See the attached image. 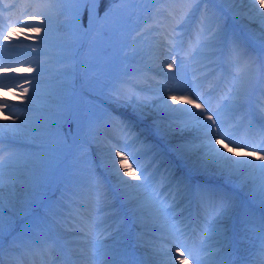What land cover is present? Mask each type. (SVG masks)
Masks as SVG:
<instances>
[{
    "label": "rangeland",
    "instance_id": "rangeland-1",
    "mask_svg": "<svg viewBox=\"0 0 264 264\" xmlns=\"http://www.w3.org/2000/svg\"><path fill=\"white\" fill-rule=\"evenodd\" d=\"M14 1L20 2L23 0ZM32 1L37 12L31 15L27 13L22 16V20L27 21L30 18L50 20L48 26L44 25L51 30L47 36L43 32H35V36L26 34L28 26L14 25L10 27L14 32H11L9 28H5L3 31L1 25L6 22L8 15H11L10 11H13L15 4L11 0H0V56L7 66L2 67L8 73L3 72L0 77V139L4 141L1 149L9 146V138L13 136L4 126L19 125L24 117H28L31 123L25 126V132L15 134V142L16 140L27 141V136L36 139V144L33 147L15 143L17 147L22 148L21 151L14 153L9 158L10 161L0 167L1 177L2 173L5 174V171H12L9 169L12 163H17L18 165H15V168L25 169L30 174L29 180L35 187L31 190L27 205L20 211L11 213L4 210L7 209L6 205L3 206L0 248L3 249V254H5L7 243L24 241L25 237L31 236L30 231L33 225L43 226L45 223L42 224L40 213H36L40 209L45 214V222L50 223L55 230L61 232L65 239L72 242V251L74 252L73 247H75L78 256L82 254L77 246L78 244L83 245L88 254L92 252L90 244L96 242L97 239L102 241L103 244L108 243L111 245L112 243L114 248L121 247L122 249L128 244L129 234L127 235L125 230L121 228V223L115 221L110 224L106 223L112 215L107 213V210H103V202L98 203V210L96 209L92 213L88 212L91 218L83 220L89 228V234L85 239L82 232L72 231L73 229H71L69 223L73 217L64 214L58 208L59 205L62 206H60L61 208H65L63 197L68 193H76V191L85 193L90 188L92 179L98 182L97 175H90V170L97 171V168H99H95L98 162L94 159V156L97 154L103 158L105 174L116 182V192L120 194L125 185L129 188L139 186L135 184V181H127L130 176L124 175L125 169L138 173L139 164L147 163L145 167H148L153 163L158 164L157 161L160 162L159 158L171 162L175 169H178L176 160L179 159L188 169L192 168L198 171L196 173L211 175L212 172L213 175H220L210 167L202 168L197 156H188L175 151L174 146L185 140H196L199 143L198 137L201 134L196 130L192 117L183 112H178L182 110L180 109L181 103L177 100L172 101L169 97L177 96L184 99H193V90L189 92L185 89L189 85L192 86V89H197L205 77L215 70L214 68L221 60L220 47L228 35L229 41L242 42L245 46L243 47L244 52L253 58L264 59V52L258 50V48L261 49L258 22L248 26L251 16L246 20L234 14L232 15L230 11L232 6L251 13L244 0H239L235 5L225 0H110L111 14L100 11L92 36L85 44L87 28L82 26L81 20L84 18L85 8L89 4L86 5L83 0ZM177 1H185L191 4L186 14L187 17L190 15L188 19L184 17L178 23L172 25L178 29L181 28L180 33L184 31L182 33L185 34L184 39L190 37V42L185 47L182 44L184 40L172 43V46L166 48L170 54L161 51L164 53L163 56L156 57L155 48L159 46V41L155 38L153 40V37L155 32H159V23L165 17L161 10L165 7L172 8V3H177ZM263 4L264 0L257 2L255 6L261 8ZM77 9H79V16L76 14ZM232 17L235 22L229 25L228 23ZM39 26L33 25L31 29ZM21 27H24V29L21 30ZM15 28L18 29L15 30ZM52 28H55L56 31L53 32ZM168 28V26L163 27V29L169 31L170 28ZM209 28L212 29V32L219 30L214 40L211 39V33L208 32ZM41 39L44 40V43H41ZM31 40L37 42V44L32 43ZM247 40L252 43H248ZM142 43L143 45L148 43L149 47H152L154 58H151V61L147 63H143L140 58L136 59L134 57L144 47ZM166 43L167 41H165ZM7 45L12 46L15 52H7L5 50ZM232 46L229 59L226 60L229 63L230 71L238 68V71L234 72L237 78L233 87L237 89L242 87L238 91L241 92L242 96L245 94L246 97L251 84L256 79L259 64L249 70V66L240 59L239 50L232 48ZM176 49L178 52L174 51ZM183 49L186 56L180 57L178 53ZM82 50L79 60L77 55ZM11 55L17 57L19 62L12 63L9 60ZM158 60L161 62L157 63ZM177 62H181L182 69L178 74L175 67ZM79 64H81L80 67ZM169 65H172V67H169ZM38 67L42 68L43 73H47L52 79L47 83L41 82L39 93L34 102L29 104L26 96L32 97V85L25 83L23 86L15 87V85H10L9 82L19 80L18 78L22 77H25L24 79L34 78L37 75ZM28 68L33 69V71H26ZM201 69L204 72L209 71L201 78L194 79L193 76L197 77L195 71L199 72ZM91 72L96 73V75H91ZM174 75H178L179 79H169ZM230 82L231 79L228 83ZM150 83L153 90L146 91V87ZM44 87H48V91H45ZM24 88L28 89L27 94L23 92ZM78 88H80L83 98L85 93L89 94L85 98L87 111L83 114L86 121L91 119V122H93H89V132L85 135L86 142L78 145L76 150L72 151L69 149L70 137L68 143L65 144L61 136L45 131V129L57 117L68 116V113L72 112V98ZM234 91L236 89L229 94V97ZM129 97L146 101L151 106L149 109L151 115L146 116L134 103L123 101ZM229 97L218 101L217 105L223 106L229 103ZM162 102H166L164 106L160 104ZM242 104L244 102H241ZM23 109L34 110L23 111ZM171 109L176 112L175 116L180 122L188 125V132L165 130L170 119L174 118L170 116ZM36 116L39 118L37 119L38 123L44 124L43 129L38 128L37 123L32 120ZM110 117L118 120L113 119L110 121ZM156 119H159L160 128L155 126L154 121ZM94 121H98V127L94 126ZM119 121L130 130L133 139L129 141L121 140L122 135L117 134ZM68 125V123L61 120L60 131L65 135L69 133ZM149 138L152 141H164L169 147L167 153L172 156L165 153L164 149H160L161 152L154 153L151 150L152 146L149 145L148 147L146 139ZM142 140H145L146 144L142 143ZM208 143L212 142L208 141ZM217 149H220V147H217ZM221 150L226 155L234 151V158L238 155L237 147L232 149L223 147ZM117 151H121V156L115 155ZM7 160L8 158L0 159V164ZM62 163H67L66 172H68L65 177L59 174V166ZM161 165H158V170L152 171L151 181L154 182L155 179L159 178ZM118 169H120V173ZM181 170L180 168L179 171ZM140 173L141 175L146 174L142 170H140ZM184 179L186 180L185 176ZM102 183L101 191L105 186L104 181ZM173 183L171 178V184ZM187 186V188L183 187L180 192L188 193L189 185ZM92 187L93 191L96 192V185L93 184ZM151 192L154 191L151 190ZM164 193L162 197L158 196L156 198L155 202L158 205L154 204V206L152 202L138 206L132 198H126L134 214V219L140 222L142 231L140 240L144 241L141 248L145 245L146 238H149L148 250L150 253L148 254L150 255L156 254V250L161 247L164 251L167 250L166 245L163 246L162 235H164L163 232L166 227L170 225L168 221L171 216L164 210L166 209L165 204H167L168 210L172 205L168 200L169 194ZM165 195L168 197L164 198ZM180 197L181 195L176 197L174 205L178 203ZM109 206L114 207L115 202L110 201ZM44 207H49L47 212L44 211ZM115 215L117 218L121 217L119 214ZM57 218L60 220L56 221ZM91 220L95 226L100 224L99 229L101 232L97 231V227L92 225ZM115 226L119 228L116 234L108 235L107 232ZM86 231L84 229V232ZM93 231L94 237L90 234ZM144 233H148L149 236L144 235ZM161 256L158 255L159 260H166L165 256L163 258ZM171 261H174V259Z\"/></svg>",
    "mask_w": 264,
    "mask_h": 264
},
{
    "label": "snow or ice",
    "instance_id": "snow-or-ice-1",
    "mask_svg": "<svg viewBox=\"0 0 264 264\" xmlns=\"http://www.w3.org/2000/svg\"><path fill=\"white\" fill-rule=\"evenodd\" d=\"M83 2L87 4H91V7L85 8V16L81 20V24L83 27L87 29H91L92 20L99 18L100 11H105L107 14L110 13V0H83ZM227 2L235 5L239 2V0H227ZM234 15L241 17L242 19H249L251 13L246 12L242 8L233 7L230 10ZM77 16H79V9L76 10ZM190 16V15H189ZM188 16V17H189ZM188 17L186 19H188ZM261 20L264 21V13H260ZM47 23L50 24V20L46 21L45 19L38 18L39 27H34L32 31L36 33L43 32L46 36L50 33V28L45 27L44 25ZM251 23H255L256 21H250ZM208 32L211 33V39L214 40L216 34L219 32H212V29L209 28ZM259 38H260V48L261 51L264 52V22L260 24L259 27ZM41 43H44V40L41 39ZM232 44L237 47L240 54V59L244 61L248 66L249 70H251L256 64L260 65L261 71H264V59L261 58H253L246 52H244L239 45H237L236 41L233 40ZM207 46V45H205ZM172 67V65H169ZM177 74L182 70L181 62H177L175 64ZM17 71L19 69H16ZM26 71H33V69L28 68ZM43 69H37V76L42 75ZM169 79H179L178 75H174ZM29 84L32 85V97H27L28 103L32 104L34 102L35 97L40 91L41 81L39 79L33 78L28 81ZM176 90V89H174ZM186 91L191 92L192 86L189 85ZM23 92L25 94L28 93V89L24 88ZM170 100L176 101L177 96H170ZM128 103H134L137 108L144 112V114L151 115L149 111L150 105L146 101H139L132 97H129L126 100H123ZM184 103L188 105H192L193 108L199 110L198 113L190 112L188 116L192 117L195 122L196 130L201 134L198 137L199 143L196 140H185L177 145H175V151L185 154L188 156H197L200 166L202 168H212L217 171L221 176L228 178L232 183L239 182L240 184H247L249 181H253L257 184V192L262 201H264V155L257 156L255 152L250 153L258 163H253L247 159L234 158L235 153L225 154L221 149L224 147V140H229L234 138L235 132L238 131L242 124H237L234 117L225 118L227 115L226 109L228 105L225 104L221 108L216 111H212L211 104L205 101H201L200 103H194L192 99H184ZM34 109H23V111H33ZM170 116H173V119H170L165 130L167 131H179L181 133L188 132V125L179 121V119L173 113V109L170 110ZM117 118L110 117L109 120H113ZM61 120L64 123H68L69 125L73 122V119L70 115L57 117L54 122L48 124V127L45 131L54 133L57 136H61L65 144L68 143V138L74 135L73 132L69 131L68 134H63L60 131ZM201 120L204 123H201ZM80 118H76V131L77 133L80 130ZM31 121L28 117H24L21 119V123L19 125H5L4 127L8 132L13 134L12 137L9 138V149H12L16 146L15 144V134L25 132V126L30 124ZM155 126L160 128L159 119L154 121ZM233 123L236 124V128L232 131H227V124ZM119 129L122 132V141H129L133 139V134L127 129L120 121H119ZM259 135L264 136V127H261L258 132ZM213 135L221 136L223 139H216L215 143H208L213 138ZM4 143L3 139H0V144ZM216 145L220 146V149H217ZM116 156H121V151H117L115 153ZM8 161H4L3 164H0V167H3L4 164H7ZM120 173V169H118ZM124 175L130 176V179L127 180L129 182L135 181V184L139 185L138 187L129 188L126 185L121 190V194L126 198H132L135 203L139 206L145 203L152 202L153 206L155 204L156 198L159 196V193L151 192L153 185L155 182L151 181V172L146 173L145 175H141L140 170L138 173L130 172L129 170H124ZM171 175L170 172L165 171V176L168 178ZM180 187L187 188V185H181ZM131 190V191H129ZM107 193L103 194L104 198H107ZM196 203H197V226L195 229H189V227L182 223H176L175 227V235L177 237H187V239L192 240L193 242L198 240L200 235H204L206 232L211 233L216 228L221 217L225 216L232 208L233 203L232 199L226 195L217 194L215 192H211L205 188H197L194 191ZM176 200V196L172 197V205H174ZM4 206L3 199H0V230H2V219L3 213L2 209ZM174 219V218H173ZM97 228L100 227V224L96 225ZM260 239L262 241L261 246V255L264 256V221L261 222L260 227ZM87 239V236H85ZM15 243V242H14ZM162 243H166L163 241ZM207 238L199 244V248L201 252H209V248L206 247ZM31 245H26V247H30ZM97 250L104 247V244L99 239L96 240L95 244L92 245ZM183 247V245L181 246ZM184 251L188 252V257H185L183 252L180 253V264H187L188 259L193 256V252L189 250L188 247H184ZM156 254L167 256L169 260H161L160 264H169L171 258V250L164 251L161 247L156 250ZM214 253H209L206 258H197L196 264H215L213 259ZM0 264H4L3 262V249L0 248ZM114 264H127L126 261H116ZM260 264H264V260L260 262Z\"/></svg>",
    "mask_w": 264,
    "mask_h": 264
},
{
    "label": "bare ground",
    "instance_id": "bare-ground-1",
    "mask_svg": "<svg viewBox=\"0 0 264 264\" xmlns=\"http://www.w3.org/2000/svg\"><path fill=\"white\" fill-rule=\"evenodd\" d=\"M227 1V0H225ZM262 0H244V3L246 4L247 8L251 11V17H250V20L251 21H256L258 22L257 24L259 25L260 27V24L264 21L261 20V17H260V13H264V4L262 5L261 8L259 7H256L255 4L257 2H260ZM11 2L13 4H15V8L14 10L12 11V16L5 22L6 24L4 26H2V29L4 31L5 28L11 26V25H25V26H33V25H39L38 21L36 20H33V19H29L27 22H18V19L25 15V13H36L37 12V9L32 5V3L30 2V0H25V1H21V2H16L14 0H11ZM254 4V5H253ZM190 7V4L189 5H184L183 8H181V11L176 13L174 15V17L179 20V19H182L183 17H186V13L188 12V8ZM233 8V6H232ZM233 15V13H232ZM233 20H231L230 22H232ZM229 22V23H230ZM234 22V21H233ZM95 21L92 20V27L94 25ZM48 26V23L46 22L45 26ZM252 25V23L249 22L248 26ZM91 27V28H92ZM18 28H15V30H17ZM24 27H21V30H23ZM9 30H11V32H14L11 28H9ZM53 32L56 31L55 28H52ZM26 34H29L30 36H35L36 33L34 31H32L31 28H28V30L25 32ZM176 29L174 31V34L173 36L171 37V43H175L176 42ZM210 36V35H209ZM249 39V38H248ZM12 40V39H11ZM249 41V40H248ZM32 43H35L37 44V42H33V40H31ZM250 42V41H249ZM251 43V42H250ZM143 45V43H142ZM237 45H239L237 43ZM144 47L142 48L141 51H139L134 57L136 59L140 58V60L143 62V63H147L149 61H151V58H153V55H152V50L151 48L152 47H149V44L145 43L143 45ZM234 46V45H233ZM232 48H237L236 46H234ZM240 48L242 47V45H239ZM8 48L7 51H15V49L10 45H7ZM10 48V50H9ZM155 51H161V49L159 47H157L155 49ZM162 56V55H161ZM11 59L10 61L13 63L17 62L18 58L17 57H14V56H11ZM135 59V60H136ZM0 61H1V58H0ZM155 63V62H154ZM159 63V62H157ZM4 64V62H0V67ZM156 64V63H155ZM4 72V69H0V76H1V73ZM47 73H42V75L40 76H34V78L36 79H39L42 83H47L49 80L52 79V77L50 75H46ZM216 76L217 75H214L213 78L211 79V82H214L215 79H216ZM17 77H21V76H17ZM25 78V77H24ZM23 77L22 78H18L19 80H11L9 83H11L10 85H15V87H18L19 85L20 86H23L25 83H28L29 80L31 79H24ZM33 79V78H32ZM14 83V84H13ZM152 87L151 86V83L150 85L147 86V88H150ZM232 86H230L229 84L226 85L225 87V92H228L229 89L231 88ZM44 90L45 91H48V87H44ZM43 90V91H44ZM220 93L224 94V91H220ZM79 95H76L73 100H74V104H73V111H72V114H71V117L73 119V121L75 122L76 118H80V115H79V104L77 102H79V99H77ZM177 101H179L181 103V108L182 109L181 111H178L180 113H186V112H193V113H198L199 110L195 109L192 107V105H188V104H185L184 103V98H180V97H177ZM194 102V101H193ZM21 103V102H20ZM166 102H162L160 103L162 106H164ZM194 103H200V102H194ZM176 114V112H173ZM37 116L34 117L32 120H34L37 125L39 126L38 128L41 127V129H43V123L40 124L38 123L37 121ZM203 121V120H201ZM247 125V124H246ZM246 125L244 126L246 128ZM76 122H75V128H74V135H72V141L73 143H79L82 139H84V125L83 123L80 121V130L79 132L77 133L76 131ZM245 128L242 129V131H245ZM39 129V130H41ZM216 136L213 135V138H215ZM26 145L29 146V147H33L34 144H36V139H32V137L30 136H27V139H26ZM214 139H212L211 141H213ZM2 147V144H0V159H3V158H8V162L10 161V157L14 155V153L18 152V151H21L22 148H19L17 146H15L14 148L12 149H9V146L7 148H4V149H1ZM248 155H250V153H247ZM15 165H18L17 163H12L11 164V167L9 169H11L12 171H5V174L2 173V176L0 177V199H3L4 201V205L7 206V209H4L5 211H10L11 213H14V211H20L25 205H27V201L29 200L30 198V195H31V190L33 188H35L33 186V184L31 183V181L29 180V175L28 172L23 169V168H15ZM65 167L66 165L64 164L63 166H60V170H65ZM98 197H94V196H89V199L86 200V202H84V206L86 207V209L88 210H91L93 209V205H91L90 203L92 201H95ZM155 205H158L157 202H155ZM19 207V208H18ZM15 247V252H18L17 250V247ZM50 250V249H49ZM33 256H38L37 253L34 251L32 252ZM6 259V262L4 264H7L8 263V257H3V260Z\"/></svg>",
    "mask_w": 264,
    "mask_h": 264
}]
</instances>
